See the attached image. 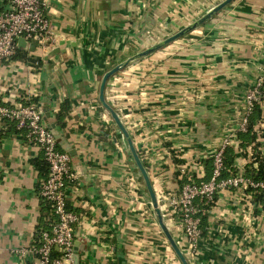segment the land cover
Instances as JSON below:
<instances>
[{"label": "crops", "instance_id": "1", "mask_svg": "<svg viewBox=\"0 0 264 264\" xmlns=\"http://www.w3.org/2000/svg\"><path fill=\"white\" fill-rule=\"evenodd\" d=\"M224 1L49 0L50 51L29 52L21 40L27 57L17 54L1 69L0 103L38 104L58 150L71 157L66 194L79 219L77 264H183L126 138L100 101V85L115 66ZM9 6L10 0H0V13ZM263 72L264 0H234L107 84L106 101L142 156L164 223L189 264H264V210L254 198L234 189L219 192L196 256L174 225L170 204L183 185L179 167L213 153L237 127L246 94ZM66 101L71 110L62 127L57 115ZM255 132L258 150L255 142L248 145L246 158L264 148L259 121ZM42 156L13 123L0 125V264H37L43 179L34 161Z\"/></svg>", "mask_w": 264, "mask_h": 264}, {"label": "built area", "instance_id": "2", "mask_svg": "<svg viewBox=\"0 0 264 264\" xmlns=\"http://www.w3.org/2000/svg\"><path fill=\"white\" fill-rule=\"evenodd\" d=\"M48 2L10 0L9 9L0 13V71L6 62L16 56L21 40L25 41V48L29 52L37 49L50 51L55 36L46 13ZM257 108L261 110L259 122L261 130H264V72L246 94L237 127L222 139L213 153L201 154L179 167L183 185L179 196L170 198L171 217L174 225L183 231L194 256L200 252L202 217L208 213L200 207L201 204H214L217 194L223 190L241 191L249 200H253L250 190L264 193V180H253L246 176V165L254 160L252 151L246 152L248 158L240 154L234 164V171L223 176L226 171V151L230 146L238 145L239 134L248 132L250 120ZM8 123L15 124L17 130L25 132L27 141L41 150L49 167V176L42 183L40 195L52 204L57 223L40 236L36 249L37 264H77L74 260V227L79 219L68 209L66 194L67 183L73 178L71 157L58 150L56 137L45 125L44 113L38 104L9 106L0 103V125L5 127ZM261 151L264 154V148ZM208 161L212 162V176L205 181ZM56 250L59 256H54Z\"/></svg>", "mask_w": 264, "mask_h": 264}, {"label": "trees", "instance_id": "3", "mask_svg": "<svg viewBox=\"0 0 264 264\" xmlns=\"http://www.w3.org/2000/svg\"><path fill=\"white\" fill-rule=\"evenodd\" d=\"M21 51H22V49L19 48L17 54L26 58L27 55L21 53ZM17 54H16V56H17ZM17 57H19V56H17ZM69 104H70V102H68V101L64 102L59 114L57 115L58 123L62 127H64L66 125V118L69 116V113L71 110ZM260 117H261V110L259 108H257L256 111L254 112L251 120H250L248 132L244 133V134H242V133L239 134L238 135V139H239L238 145H232L227 149L226 157H225L226 171H224V173H223L224 177L228 176L229 173L234 171V164H235L236 160L238 159V157L241 156L240 154H242V156H245L244 150L247 148L248 145L255 142V147H257L256 150H258L259 142H256L258 136L255 132V127L258 124ZM139 156H140V158L142 157L140 154H139ZM42 157L43 158L35 160L34 165L37 168V170L39 171L40 177L43 179L42 180V183H43L44 181L47 180V178L49 176V167H48V164L46 163V161L44 159V156H42ZM176 162L181 163L179 160H176ZM144 166H146V165L144 164ZM212 169H213L212 162L208 161L207 162V177H206L205 181H207L211 178ZM246 176L253 179V180H264V154H262L260 151H255L254 160H251L250 163H248L246 165ZM42 183L39 185L40 191H41ZM250 192L253 193V198H254L253 202L255 204H257L258 209L260 207V210H262V209L264 210V193L262 191H257V190H250ZM41 199H42V211H43V213H42L40 223H39V226L37 228V233H36V237L38 239L40 238L41 234L44 231H50L52 229L53 225H55L57 223V217L54 214L52 204L42 197H41ZM212 206H213V204H210L207 206H205L203 204L200 205V207L205 209L206 211L210 210V208ZM205 224H207L206 223V215L202 217V226ZM54 256H59V252L54 251Z\"/></svg>", "mask_w": 264, "mask_h": 264}, {"label": "water", "instance_id": "4", "mask_svg": "<svg viewBox=\"0 0 264 264\" xmlns=\"http://www.w3.org/2000/svg\"><path fill=\"white\" fill-rule=\"evenodd\" d=\"M234 0H225L223 3H221L220 5L216 6L215 8H213L212 10H210L207 14H205L203 17H201L199 20H197L195 23L187 26L186 28H184L183 30L179 31L178 33L160 41L159 43L151 46L150 48L144 50L143 52L138 53L137 55L129 58L128 60H126L125 62L118 64L117 66H115L112 70H110L109 72H107L101 82L100 85V101L103 104L104 108H106L108 110V112L111 114L113 120L115 121L116 125L118 126V128L120 129V131L122 132V134L124 135V137L126 138L132 155L134 157V160L144 178V181L146 183L148 192L151 196V200H152V204L153 207L155 209V212L157 214L158 220H159V224L164 232V234L166 235L167 239L169 240L172 248L174 249V251L176 252L177 256L179 257V259L181 260V262L183 264H189L188 261L186 260L185 256L183 255L182 251L180 250V248L178 247L176 241L174 240V238L172 237L170 231L168 230L166 224L164 223L160 208H159V204H158V200L156 197V194L154 192L150 177L148 175V172L146 170V167L144 166V163L142 162L135 146L133 143V140L130 136V134L128 133V131L126 130V128L124 127V125L122 124L117 112L107 103L106 98H105V91H106V87L108 82L112 79V77H114L117 73H119L122 69L126 68L127 66H129L131 63L145 58L167 46H169L170 44L176 42L177 40L185 37L186 35L190 34L191 32H193L194 30H196L197 28L201 27L202 25H204L206 22H208L210 19H212L217 13H219L221 10H223L224 8H226L228 5H230ZM23 44L25 45L24 40ZM23 45V46H24Z\"/></svg>", "mask_w": 264, "mask_h": 264}, {"label": "rangeland", "instance_id": "5", "mask_svg": "<svg viewBox=\"0 0 264 264\" xmlns=\"http://www.w3.org/2000/svg\"><path fill=\"white\" fill-rule=\"evenodd\" d=\"M161 41H162V40H161ZM126 60H127V59H126ZM126 60H125V61H126Z\"/></svg>", "mask_w": 264, "mask_h": 264}]
</instances>
